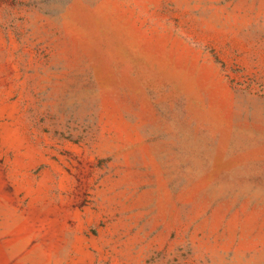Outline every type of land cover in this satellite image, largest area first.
Returning <instances> with one entry per match:
<instances>
[{
	"label": "rangeland",
	"instance_id": "obj_1",
	"mask_svg": "<svg viewBox=\"0 0 264 264\" xmlns=\"http://www.w3.org/2000/svg\"><path fill=\"white\" fill-rule=\"evenodd\" d=\"M0 264H264V0H0Z\"/></svg>",
	"mask_w": 264,
	"mask_h": 264
}]
</instances>
